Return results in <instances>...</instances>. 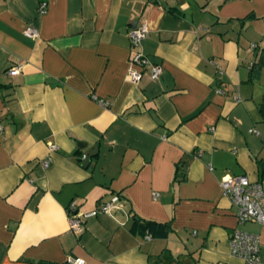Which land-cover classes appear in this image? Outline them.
<instances>
[{
    "label": "crops",
    "instance_id": "0c3cea01",
    "mask_svg": "<svg viewBox=\"0 0 264 264\" xmlns=\"http://www.w3.org/2000/svg\"><path fill=\"white\" fill-rule=\"evenodd\" d=\"M135 52L157 80H125ZM227 176L264 177V0H0V264H242ZM113 197L114 218L68 231L70 202ZM132 215L167 236L131 233Z\"/></svg>",
    "mask_w": 264,
    "mask_h": 264
},
{
    "label": "built area",
    "instance_id": "2783aa9c",
    "mask_svg": "<svg viewBox=\"0 0 264 264\" xmlns=\"http://www.w3.org/2000/svg\"><path fill=\"white\" fill-rule=\"evenodd\" d=\"M45 12V4H39L37 14ZM147 34V28L144 24H139L130 29L128 39L132 48H137L140 41ZM23 35L27 38L34 39L37 32L32 27H26ZM20 71V66L16 65L7 69L8 75H16ZM146 71V76L150 81H155L161 75V68L157 65H151L146 58L140 53L135 52L127 62L125 80L130 84H137ZM239 102V98H236ZM99 104H103L99 102ZM256 134L254 130L251 131ZM55 146L48 144V154L52 153ZM49 159L40 161V167L46 169L49 166ZM221 191L232 207L236 211L237 225L242 226L247 222H254L264 226V177L257 181H250L245 176H227L220 182ZM121 211V206L117 197H113L108 202L99 203L96 208L87 213H77L75 205L70 202L65 214L67 218V229L73 235H79L84 230L83 221L97 214H104L114 218L116 213ZM149 240V236H144ZM230 254L241 261L242 264H264L260 238L254 233H249L235 229L229 237ZM67 264H84L81 259H66Z\"/></svg>",
    "mask_w": 264,
    "mask_h": 264
},
{
    "label": "trees",
    "instance_id": "16d2710c",
    "mask_svg": "<svg viewBox=\"0 0 264 264\" xmlns=\"http://www.w3.org/2000/svg\"><path fill=\"white\" fill-rule=\"evenodd\" d=\"M129 231L131 233H136L139 235H147L150 239H164L167 236L169 228L166 223L143 220L141 218H138L137 216L132 215Z\"/></svg>",
    "mask_w": 264,
    "mask_h": 264
},
{
    "label": "rangeland",
    "instance_id": "374dc122",
    "mask_svg": "<svg viewBox=\"0 0 264 264\" xmlns=\"http://www.w3.org/2000/svg\"><path fill=\"white\" fill-rule=\"evenodd\" d=\"M238 229L241 230V231H247V232H251V233L257 234L258 236L261 237V240L264 241V226H261L259 224H255V223H247V224H245L244 226H242V227H240ZM182 239L188 240V243L187 244H189V242H192V240L194 238L192 239V237L190 235L184 233V234H182ZM183 253H184V255H186V257H185V259H187L186 261L189 262L190 257H192V261L194 263L198 261L199 251H197V250L196 251L195 250L193 251V250H190L187 247L186 251L183 252Z\"/></svg>",
    "mask_w": 264,
    "mask_h": 264
},
{
    "label": "water",
    "instance_id": "95a60500",
    "mask_svg": "<svg viewBox=\"0 0 264 264\" xmlns=\"http://www.w3.org/2000/svg\"><path fill=\"white\" fill-rule=\"evenodd\" d=\"M95 154V150H91L90 152H88L81 160L80 162V166L83 169H88V164H89V160L90 158Z\"/></svg>",
    "mask_w": 264,
    "mask_h": 264
}]
</instances>
